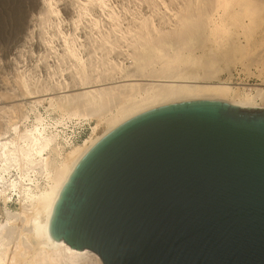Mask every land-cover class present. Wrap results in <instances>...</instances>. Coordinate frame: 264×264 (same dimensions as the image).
I'll return each mask as SVG.
<instances>
[{"label": "bare ground", "instance_id": "6f19581e", "mask_svg": "<svg viewBox=\"0 0 264 264\" xmlns=\"http://www.w3.org/2000/svg\"><path fill=\"white\" fill-rule=\"evenodd\" d=\"M201 100L264 109V0H0V264H103L51 240L62 188L127 120ZM29 234L56 248L27 261Z\"/></svg>", "mask_w": 264, "mask_h": 264}, {"label": "water", "instance_id": "95a60500", "mask_svg": "<svg viewBox=\"0 0 264 264\" xmlns=\"http://www.w3.org/2000/svg\"><path fill=\"white\" fill-rule=\"evenodd\" d=\"M49 232L103 264H264V109L201 100L127 120L78 163ZM28 239L27 261L56 248Z\"/></svg>", "mask_w": 264, "mask_h": 264}, {"label": "rangeland", "instance_id": "374dc122", "mask_svg": "<svg viewBox=\"0 0 264 264\" xmlns=\"http://www.w3.org/2000/svg\"><path fill=\"white\" fill-rule=\"evenodd\" d=\"M66 1H68V0H66ZM63 2H64V0H63ZM65 25H67V24H65ZM65 28H68V25L67 26H65ZM15 52V50H13L12 51V53H14ZM27 57H28V55L25 57L26 59H25V61H23L22 63L23 64H25L24 66H29L31 63H32V61L30 60V56L28 57V60H27ZM8 58H10V56L8 57ZM28 61H29V63H28ZM31 62V63H30ZM21 63V64H22ZM28 63V64H27ZM22 64V65H23ZM6 75L7 74H5V76H3V77H6ZM242 77H244L243 75H241ZM7 77H9L8 75H7ZM249 82H251V83H255V82H257V79L256 78H252V79H250L249 80ZM45 107V106H44ZM40 109H41V111H43V107H40ZM88 130H89V127H84V128H82V131H80V133L77 135V137H75L74 138V141L75 142H78V141H80L82 138H85L86 136H87V134H88ZM9 206H10V208L11 209H13V208H17L18 207V205H17V203L15 202V201H12L10 204H9ZM4 213H3V204L0 202V215H3Z\"/></svg>", "mask_w": 264, "mask_h": 264}]
</instances>
